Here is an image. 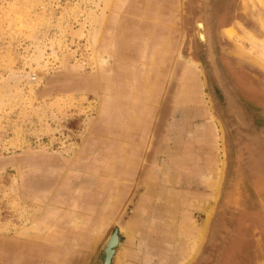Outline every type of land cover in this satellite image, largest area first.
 <instances>
[{"label": "rangeland", "instance_id": "obj_1", "mask_svg": "<svg viewBox=\"0 0 264 264\" xmlns=\"http://www.w3.org/2000/svg\"><path fill=\"white\" fill-rule=\"evenodd\" d=\"M196 1L0 0V264H264V0L210 1L244 124Z\"/></svg>", "mask_w": 264, "mask_h": 264}, {"label": "water", "instance_id": "obj_2", "mask_svg": "<svg viewBox=\"0 0 264 264\" xmlns=\"http://www.w3.org/2000/svg\"><path fill=\"white\" fill-rule=\"evenodd\" d=\"M210 1L211 0H206V1L197 0L196 1L197 2V16H196V20H195V23H194V25H195V36H196L197 41L203 46V48L205 50V56H206V59H207V61L209 63V67L211 69V72L213 73V76L216 79L218 87L222 90L223 94L227 98V105L232 109V112L235 114V117H236L237 121L240 124H242L243 123L242 121L244 120L243 116L238 112L237 109H235V107H236V105L238 103L237 102L238 99H237L236 95L234 94V92H232L230 89L227 88L226 83H225V81H224V79L222 77V73L220 72L221 69H220V65H219L218 59H217L216 50H215V47H214L213 28H214V24L222 16H221L220 12H219V14H218V12H216L215 7L212 8V5H211ZM203 18H204V20H203ZM197 20L203 21L204 24H205L206 30H205V33H204V35H205V39L204 40L200 39L198 37V35H197V29H196V21ZM211 57H212V59H211ZM215 61H216V65H213V62H215ZM216 70H217V72H215ZM263 130H264V127L261 128V138H258L257 136H252L251 139H254L255 141H258V142H260L261 144L264 145V133H263ZM243 145L246 146V148L248 146L246 144H243ZM249 147L247 148V149H249V152H248L247 149H246V151H247V154L250 155L251 162H252L254 156H253L252 150ZM260 153H262L264 155L263 152H260ZM247 160H248V158H247ZM260 160H262V159L260 158ZM261 162L264 165V159ZM250 183H251V186L253 187V189L256 192H261V191L264 192V190H262V188H261V190H257L258 188L254 187L252 185L251 181H250ZM117 243H118V235L115 232L114 234H112V236L110 237V239H109V241H108V243L106 245V249H105V253H104V263L103 264H109L110 258H111L112 254L114 252V248L117 245Z\"/></svg>", "mask_w": 264, "mask_h": 264}, {"label": "bare ground", "instance_id": "obj_3", "mask_svg": "<svg viewBox=\"0 0 264 264\" xmlns=\"http://www.w3.org/2000/svg\"><path fill=\"white\" fill-rule=\"evenodd\" d=\"M203 1V0H202ZM204 1H206V0H204ZM204 20V19H203ZM196 26H197V35H198V37L200 38V39H205V35H204V33H205V30H206V28H205V25H204V22L203 21H198V23H196ZM96 31H95V33H94V38H96ZM93 34V33H92ZM94 40V39H93ZM209 49V48H208ZM209 51V50H208ZM211 59H212V57H211ZM213 65H216V61L215 62H213ZM215 72H217V70L215 71ZM263 133H264V130H263ZM262 185V184H261ZM109 241V240H108ZM108 241H107V243H108Z\"/></svg>", "mask_w": 264, "mask_h": 264}, {"label": "crops", "instance_id": "obj_4", "mask_svg": "<svg viewBox=\"0 0 264 264\" xmlns=\"http://www.w3.org/2000/svg\"><path fill=\"white\" fill-rule=\"evenodd\" d=\"M181 73H193L192 71H190L187 67L182 68ZM186 86V88H185ZM179 89V88H178ZM181 92V93H180ZM190 92V90L188 89V84H183V89L180 91L178 90V93L182 96H187V94ZM182 236V235H181ZM173 237V235L171 236ZM116 251V250H115ZM114 251V252H115ZM115 254V253H114ZM113 264V263H112Z\"/></svg>", "mask_w": 264, "mask_h": 264}, {"label": "flooded vegetation", "instance_id": "obj_5", "mask_svg": "<svg viewBox=\"0 0 264 264\" xmlns=\"http://www.w3.org/2000/svg\"><path fill=\"white\" fill-rule=\"evenodd\" d=\"M197 23V22H196ZM205 25V24H204ZM196 28H197V26H196ZM206 28V27H205Z\"/></svg>", "mask_w": 264, "mask_h": 264}]
</instances>
